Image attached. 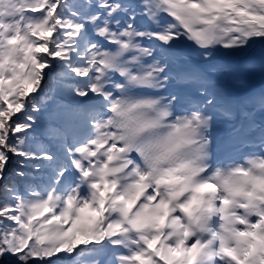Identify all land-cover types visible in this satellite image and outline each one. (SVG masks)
<instances>
[{"label":"snow or ice","instance_id":"6c2138e0","mask_svg":"<svg viewBox=\"0 0 264 264\" xmlns=\"http://www.w3.org/2000/svg\"><path fill=\"white\" fill-rule=\"evenodd\" d=\"M240 56L264 0H0V264H264Z\"/></svg>","mask_w":264,"mask_h":264},{"label":"bare ground","instance_id":"6f19581e","mask_svg":"<svg viewBox=\"0 0 264 264\" xmlns=\"http://www.w3.org/2000/svg\"><path fill=\"white\" fill-rule=\"evenodd\" d=\"M249 59V57L247 56H240V57H228L227 60L229 61H242V60H247ZM232 77H234V83H236L238 81L239 78H241V74H233L230 75ZM247 83L250 84L249 87L252 86H257V85H261L264 83V74L263 75H250L247 79ZM226 132H227V126L225 124H220L218 126H216L213 130V135L216 138L217 144H216V148L218 152H222L224 151L222 146L224 144V139L226 137ZM221 135H225L223 137H221Z\"/></svg>","mask_w":264,"mask_h":264}]
</instances>
